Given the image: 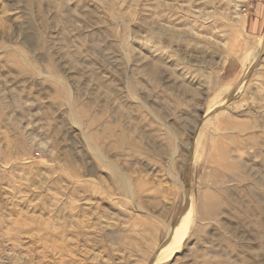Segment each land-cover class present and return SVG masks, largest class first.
<instances>
[{
	"label": "rangeland",
	"instance_id": "rangeland-1",
	"mask_svg": "<svg viewBox=\"0 0 264 264\" xmlns=\"http://www.w3.org/2000/svg\"><path fill=\"white\" fill-rule=\"evenodd\" d=\"M0 264H264V0H0Z\"/></svg>",
	"mask_w": 264,
	"mask_h": 264
},
{
	"label": "bare ground",
	"instance_id": "bare-ground-1",
	"mask_svg": "<svg viewBox=\"0 0 264 264\" xmlns=\"http://www.w3.org/2000/svg\"><path fill=\"white\" fill-rule=\"evenodd\" d=\"M188 205H189V206H188ZM188 205H187V208L189 209V212H190L191 209H192L191 203L189 202ZM175 231H176V230H175ZM167 246H168V245H167ZM167 246L165 245V246H164L165 248H162V251L166 250ZM162 253H163V252H162Z\"/></svg>",
	"mask_w": 264,
	"mask_h": 264
},
{
	"label": "water",
	"instance_id": "water-1",
	"mask_svg": "<svg viewBox=\"0 0 264 264\" xmlns=\"http://www.w3.org/2000/svg\"><path fill=\"white\" fill-rule=\"evenodd\" d=\"M170 239L168 238L167 242L169 241Z\"/></svg>",
	"mask_w": 264,
	"mask_h": 264
}]
</instances>
